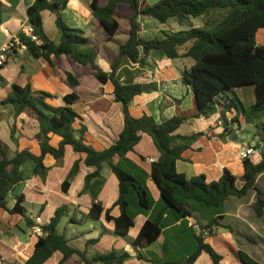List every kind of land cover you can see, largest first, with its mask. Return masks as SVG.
<instances>
[{
  "label": "crops",
  "instance_id": "0c3cea01",
  "mask_svg": "<svg viewBox=\"0 0 264 264\" xmlns=\"http://www.w3.org/2000/svg\"><path fill=\"white\" fill-rule=\"evenodd\" d=\"M32 1L0 0V45L11 37H17L19 30L24 31L28 25L26 8ZM156 1L140 0L141 3L148 4ZM90 2L91 0H67L61 15L69 27L80 28L83 36L87 38L79 48L92 49L95 63L101 69L110 71L111 63L117 56L118 43L124 42L128 37L129 21L127 18H122L117 31L111 39H108L106 30L92 15ZM118 9L128 15L132 13L124 3H120ZM41 18L46 34L57 42L59 33L55 14L44 9L41 11ZM209 18L210 16H207L205 19ZM183 19V17L179 19L172 17L161 23L153 18H142L140 34L145 37H161L156 35L159 31L189 28V26L172 25L175 22H182ZM147 28H151L153 32L149 33ZM184 50V46L178 47L179 53ZM192 63L191 57L169 58L158 50H150L142 54V60L137 62H132L123 56L116 67V76L120 81L156 86L155 89L134 95L129 104L130 113L134 117L150 115L156 122H161L179 111H191L194 105V90L190 84L182 81V75ZM66 72L73 74L78 80L77 85L72 86L68 82ZM11 83L29 85L33 90L48 92L51 96L47 98V102L53 106L65 105L64 96L75 92L78 98L72 107L77 116L73 126L76 129L81 126L86 128L85 142L94 149L102 150L113 144L123 128L122 106L114 99L112 82L107 80L101 83L95 77L89 63L76 62L68 54H61L59 57L50 55L48 60L43 56H34L27 49H13L8 53L5 63L0 66V139L5 144L10 157L22 149H28L35 155L40 154L39 140L36 137L39 131L37 119L25 112L14 115L12 106L1 102L9 93ZM245 92L248 93V98L252 95L255 101V89L251 85L246 88L233 87L224 97L227 103L236 98L244 105ZM222 98L218 97L214 113L188 117L175 130V133L180 135L200 133L186 142L187 147L182 151L181 158L176 161L177 171L187 178L204 174L206 181L215 180L224 167L237 177L242 176L244 167L242 158L238 156V150L251 142H256L257 151L250 156V159L257 162L261 158L260 151L264 150V135L244 126L246 123H253L254 120L261 122L264 118L252 117L249 121H245L241 113L231 106L225 111L230 121L224 129L219 117L220 110L225 104ZM234 128L245 131L248 138L240 141L241 137ZM59 140V135L49 134L51 145L57 146ZM84 155L75 152L70 145L65 146L64 154L59 159L46 154L43 158L46 167L43 175L34 173V161H24L20 166L23 180L8 193L7 206L12 207L15 196L23 194L25 215L30 218L32 224L35 216L40 215L43 225L49 222L57 207L66 206V212L61 219L63 218L65 230L63 234L68 243L84 250L88 256L111 249L126 250L130 257L122 264H161L163 261L184 259L196 247L195 233L199 227L193 228L192 223L195 222L200 226L212 217L220 216L219 222L232 227V230L217 226L214 232L205 235V241L221 254L220 264H242L236 253L239 249L264 264V211L258 216L253 207L255 189H248L243 196L229 195L218 205H206L194 198H182L192 210V215L180 214L166 205L150 175L152 161L149 157L156 160L159 151L151 136L142 132L140 140L132 150L123 156L113 158L116 164L142 182L148 200L146 207L140 205L136 191L130 189L127 212L133 218L134 224L126 235H121L114 229L113 221L106 220L104 216L107 208H110L112 216L119 214L118 206L114 205L117 197V179L109 165L103 163L100 176L93 178L88 188L84 190L85 175L95 169L94 166L84 164ZM76 160L78 169L71 175L67 191H63L61 183ZM256 187L264 194V173L257 176ZM93 200L103 205L104 211L99 218L88 215ZM161 209H164V213L160 222V234L147 246L139 247L136 245L135 237L140 227L145 220H154ZM88 217L95 219L99 227L91 222L93 220H89L91 229L79 228L80 224L89 219ZM24 225L27 227L26 231ZM37 238L38 236L31 232L25 216L20 213H10L0 207V259L4 263H23L33 252ZM61 258L62 253L55 251L43 264H69L61 263ZM210 262L209 255L201 252L193 264H210Z\"/></svg>",
  "mask_w": 264,
  "mask_h": 264
},
{
  "label": "trees",
  "instance_id": "16d2710c",
  "mask_svg": "<svg viewBox=\"0 0 264 264\" xmlns=\"http://www.w3.org/2000/svg\"><path fill=\"white\" fill-rule=\"evenodd\" d=\"M66 3L67 0H33L26 8L27 23L32 26L37 39L32 40L23 30L17 32V37L34 56H43L49 60L50 55L59 57L61 54H68L76 62L89 63L101 83L110 80L113 84L114 99L122 106L123 128L113 144L102 150L94 149L85 142L86 128L81 126L76 129L73 126L77 116L72 107L78 98L75 92L64 96L65 105L53 106L47 102V98L51 96L48 92L33 90L29 85L11 83L9 93L1 102L10 104L14 115L25 112L37 119L39 131L36 137L39 140L40 154L35 155L28 149H22L10 157L0 139V207L10 213L22 214L31 226L30 218L25 215L23 194L15 196L12 207L7 206L8 193L23 180L20 166L24 161L32 160L35 163L34 173L43 175L46 171L44 156L51 154L59 159L64 154L65 146L70 145L75 152L85 154V165L95 167L85 175L84 190L93 178L100 176L101 165H109L117 179V197L114 205L118 206L119 214L112 216L110 208L104 211L103 205L93 200L88 215L99 218L104 211L105 219L113 221L116 232L126 235L134 224L133 218L127 212L129 191L133 188L139 204L145 207L148 205L147 193L142 182L116 164L113 158L132 150L140 140L141 133L145 132L151 136L159 151L157 159L151 163L150 175L168 207L174 208L184 216H190L192 210L182 198H194L206 205H218L229 195L243 196L248 189L253 188L256 190L253 207L257 215H261L264 211V194L256 187V178L264 173V150L260 151L261 158L257 162L252 161L250 157L242 159L244 172L240 177L224 167L215 180L206 181L204 174L187 178L177 171L176 161L181 158L182 151L187 147L186 142L200 133L180 135L176 134L175 130L188 117L214 113L218 97L225 100L219 115L224 129L230 121L225 111L231 106L242 112L245 121L250 119L247 111L255 113L264 109V44L256 43V32L264 27V0H157L152 4L141 3L140 0H91L92 15L104 27L108 39L115 34L122 18L129 21L128 37L124 42L118 43L117 56L111 63L110 71L101 69L95 63L92 49L79 48L87 38L83 36L80 28L69 27L64 22L61 11ZM120 3L126 4L132 13L128 15L120 11ZM44 9L55 14L59 33L57 42L51 40L43 28L41 11ZM218 9H225L226 12H222L220 18L206 19L202 26L191 25L184 30L166 31L161 37H145L140 34L142 18H153L164 23L172 17L211 16L212 12H219ZM180 46L185 47L182 53L178 52ZM150 50H158L169 58L186 56L193 59V63L182 75V81L190 84L194 90V105L191 111H179L161 122H156L150 115L134 117L130 113L129 104L134 95L155 89L156 86L140 82L124 83L117 78L116 67L123 56L137 62L142 60V54ZM66 75L72 86L78 84L72 73L66 72ZM247 85H252L255 89L253 104L245 107L240 101L238 104L234 100L227 103L224 97L227 91L233 87ZM262 117L264 118V113ZM261 124L264 131V119ZM50 133L60 136L57 146L50 144ZM77 169L76 160L61 183L63 191H67L69 179ZM65 210L64 205L55 209L49 222L43 226L44 234L38 236L33 252L21 264H43L55 251L62 253L61 263L69 264H122L130 257L126 250L115 249L88 256L84 250L70 245L65 235L56 229ZM163 213L164 209H161L154 220H145L135 237L136 245L147 246L158 237ZM219 218L220 216H215L200 224L195 233L196 247L187 257L163 261L161 264H193L201 252L209 255L210 264H220L221 254L205 241V235L214 232L217 226L232 230V227L220 223ZM236 253L242 264H263L244 250L239 249ZM0 264L6 263L0 259Z\"/></svg>",
  "mask_w": 264,
  "mask_h": 264
},
{
  "label": "rangeland",
  "instance_id": "374dc122",
  "mask_svg": "<svg viewBox=\"0 0 264 264\" xmlns=\"http://www.w3.org/2000/svg\"><path fill=\"white\" fill-rule=\"evenodd\" d=\"M218 11L221 12V13H219L217 11H214L212 13V15L210 16V18H214V17L215 18H220L221 17V14H223V13L226 12L225 9H218ZM206 17L207 16H205V15H204V17L203 16H199V17L184 16L183 17L184 19H183L182 22H178V23L175 22V23H172V25L173 26H176L177 25L178 27H188V26H191V25L202 26L203 23L206 21V19H205ZM147 18H145V19H147ZM153 20H156V19H153ZM144 27L146 28V23H145ZM147 29H148V32L149 33H152L153 32V30L151 28H147ZM163 34H164L163 31H159L156 35H159V36L161 35L162 36ZM263 34H264V28H259L258 31L256 32V43L257 44H264V35ZM247 86H249V85H247ZM247 86H245V88ZM245 90L248 91V89H245ZM234 101H235L236 104H238V100L236 98L234 99ZM243 102H244V106L245 107H248L251 104H253L254 99L252 98V95H251L250 98H248V93L245 92V97L243 98ZM240 113L243 116L242 112H240ZM263 113H264V109L258 110L255 113H253L251 111H247L248 116H250L249 118H251V117L257 118L258 117L259 119H263V117H262ZM254 122H255V120L251 124H247L246 123L244 127H248L249 129L254 130V132L255 131H259V133L261 135H264V131L262 130V124H261V122H259L258 120L255 122L256 124ZM234 131H236L237 135L239 137H241V140L240 141H244V140H246L248 138V136L246 135V132L245 131H238L236 128H234ZM62 219H61L59 225L57 226V230L59 232H61V233H63V231H65L64 228H63V220ZM89 220H93L91 222H93L95 224V226L98 225V227H99V223H97L95 221V219H90L89 218V219H86L85 222H83L82 224H80L79 225V228H82L84 230L91 229L92 227L89 225V222H90ZM24 229L26 231V229H27L26 225H24Z\"/></svg>",
  "mask_w": 264,
  "mask_h": 264
},
{
  "label": "built area",
  "instance_id": "2783aa9c",
  "mask_svg": "<svg viewBox=\"0 0 264 264\" xmlns=\"http://www.w3.org/2000/svg\"><path fill=\"white\" fill-rule=\"evenodd\" d=\"M24 32L32 39V40H36L37 37L36 35L33 33V28L30 24H28L25 28H24ZM13 48L15 49H19V50H24L26 49V45L24 43H22L17 37H11L10 39H8L6 42H4L3 44L0 45V66L3 65L5 63V61L8 58V53L11 52L13 50ZM257 151L256 148V142H251L250 144H247L246 146L241 147L238 150V156L239 158H246V157H250L252 154H254ZM150 161H154V158L149 157ZM43 220L41 218L40 215L35 216L34 218V222L33 224L30 226V230L31 232L36 235V236H40L44 234V229H43ZM192 227L193 228H198L199 226L197 225V223H192Z\"/></svg>",
  "mask_w": 264,
  "mask_h": 264
}]
</instances>
